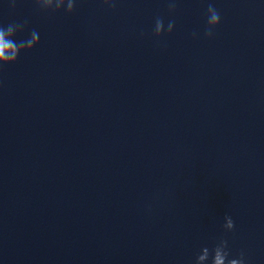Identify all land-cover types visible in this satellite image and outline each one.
Returning <instances> with one entry per match:
<instances>
[{
  "label": "clouds",
  "instance_id": "clouds-1",
  "mask_svg": "<svg viewBox=\"0 0 264 264\" xmlns=\"http://www.w3.org/2000/svg\"><path fill=\"white\" fill-rule=\"evenodd\" d=\"M10 7L15 8L16 0H9ZM37 9L44 12H60L64 10L67 14L75 11L76 0H35ZM105 7L109 9L116 8V0H103ZM176 0H168V12L170 14L176 11ZM221 16L215 6L209 3L207 7V27L204 32L206 38H212L214 30L219 26ZM28 21L10 23L7 26H0V66H6L16 63L22 52L32 51L40 42L38 31L32 29L27 39H21L18 42L14 39L18 33H22L27 27ZM175 26L174 20H169L167 24V33L170 35ZM165 32L164 20L157 17L154 24L153 34L160 38ZM197 34L193 33L195 37ZM225 231H232L235 228V222L230 215L225 214L222 225ZM211 256V264H247V258L244 251H241L237 258H230L228 250V241L224 238L219 239L218 243L210 250L208 247L201 249L196 256L195 264H205Z\"/></svg>",
  "mask_w": 264,
  "mask_h": 264
}]
</instances>
